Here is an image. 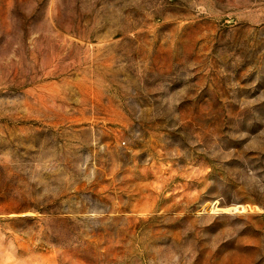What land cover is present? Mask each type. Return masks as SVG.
<instances>
[{
	"label": "rangeland",
	"instance_id": "obj_1",
	"mask_svg": "<svg viewBox=\"0 0 264 264\" xmlns=\"http://www.w3.org/2000/svg\"><path fill=\"white\" fill-rule=\"evenodd\" d=\"M0 264H264V0H0Z\"/></svg>",
	"mask_w": 264,
	"mask_h": 264
}]
</instances>
